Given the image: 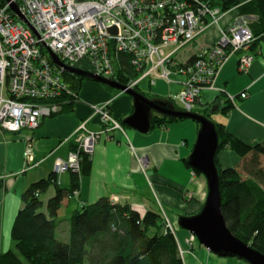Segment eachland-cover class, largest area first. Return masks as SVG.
Returning a JSON list of instances; mask_svg holds the SVG:
<instances>
[{
	"label": "built area",
	"instance_id": "1",
	"mask_svg": "<svg viewBox=\"0 0 264 264\" xmlns=\"http://www.w3.org/2000/svg\"><path fill=\"white\" fill-rule=\"evenodd\" d=\"M231 11H221L210 0H0V133L35 130L43 118L79 99L65 78V66L54 63L50 52L67 66L78 67L85 60L89 71L111 79L120 65L119 54L128 55L139 72V79L127 84L131 88L144 78L154 84L157 79L170 82L172 74H185L179 103L193 111L201 90L214 87L217 73L231 55L240 54L242 72L254 61L248 49L255 37L248 20L221 25ZM213 25L220 33L218 40L198 43ZM189 46L194 47L192 54ZM240 95L245 98L248 93ZM94 109L102 128L91 130L82 121L74 133L78 149L70 150L67 157L56 156V173L79 172L81 153L92 155L101 136L114 139L112 133L121 132L127 137L110 101ZM34 141V136L26 139L28 167L39 164ZM111 199L120 202L119 196ZM162 212L166 229L176 236L173 222ZM194 239L192 234L186 238L189 249L181 248L183 258Z\"/></svg>",
	"mask_w": 264,
	"mask_h": 264
},
{
	"label": "crops",
	"instance_id": "2",
	"mask_svg": "<svg viewBox=\"0 0 264 264\" xmlns=\"http://www.w3.org/2000/svg\"><path fill=\"white\" fill-rule=\"evenodd\" d=\"M234 11L237 9L221 19V25L240 20L237 18L238 11ZM245 17L251 20L257 18L256 15ZM204 34L201 43H214L220 36L215 25ZM256 53L247 72L239 70L240 54L231 55L217 73L214 87L201 90L195 107L197 109L199 106L198 112L202 113L207 107L206 103L220 95L216 110H211L212 115L216 114L214 121L225 123L231 133L252 145L264 143V41ZM182 75L185 81L187 76ZM171 78L170 82L157 79L154 84L150 83L149 78H144L149 81L148 93L173 99L184 81L179 80V74H172ZM244 91L248 93L247 97H236ZM78 93V100L62 112L43 118L37 129L0 133V255L15 245L11 231L18 211L23 206V192L31 183L54 172L56 156L67 157L72 150L74 133L82 121L87 120L91 130L102 128L101 118L95 113L94 105L110 101V110L116 118H125L134 110L131 95L107 84L84 80ZM229 96H234L233 107L223 113L220 111L221 106L227 104ZM125 128L127 137L121 132H114V139H107L106 136L99 138L92 155L91 173L82 175L77 192L63 199L57 216V238L65 221L67 227L60 238L65 242L69 240L70 217H66L85 203L95 202L103 196H119L120 203L130 204L142 213L151 209L164 211L175 226L181 248L189 249L186 238L190 232L180 227L179 220L199 213L208 193L206 178L199 173L193 175V168L188 162L200 129L199 124L192 119L176 121L166 128H151L146 133ZM29 136L35 137V161L39 163L32 168L27 166L24 157ZM250 156L251 153L242 157L229 148L217 153L221 167H239L241 170L244 161ZM261 161L264 166V154ZM73 174L72 170L58 173V183L62 187H69L73 182ZM55 191V187L51 186L47 190V200H42L47 202ZM63 212L65 215L61 217ZM192 246L190 251L185 252V264H248L237 257H220L196 238Z\"/></svg>",
	"mask_w": 264,
	"mask_h": 264
},
{
	"label": "trees",
	"instance_id": "3",
	"mask_svg": "<svg viewBox=\"0 0 264 264\" xmlns=\"http://www.w3.org/2000/svg\"><path fill=\"white\" fill-rule=\"evenodd\" d=\"M210 2L223 12L237 9L239 16H257L248 21L255 37L248 50L255 56L264 41V0ZM118 57L120 65L113 78L127 85L139 77V72L128 55L120 53ZM78 67L89 70L90 66L87 61L81 60ZM65 78L77 91L84 80H92L71 72H65ZM134 88L149 98L173 103L177 109L183 110L180 103L173 99L146 93L139 84ZM219 96L206 103L207 107L202 110L209 118L212 116V106L219 104ZM232 101L229 96L227 104L221 106L220 111L227 113L233 107ZM117 119L124 127H129L123 122L124 118ZM185 120L189 119L155 112L151 128H166L173 122ZM215 125L220 140L218 152L229 148L242 157L251 153L250 158L244 161L242 170L239 167H221L216 156L222 212L227 226L234 235L264 253V166L261 161L264 143L248 144L231 133L225 123L215 122ZM71 149H78L75 141H72ZM81 155V170L73 172V182L69 187H62L58 183L57 173L53 172L31 183L23 192V206L11 231L15 245L1 253L0 264H185L179 241L173 232L166 229L161 211L151 209L142 213L130 204L113 202L109 196L85 203L75 210L69 218V240L65 242L57 238V216L63 199L71 193L75 194L81 176L90 174L92 170V155L84 152ZM193 171L201 174L194 168ZM51 186L55 187V194L44 202L41 196Z\"/></svg>",
	"mask_w": 264,
	"mask_h": 264
},
{
	"label": "water",
	"instance_id": "4",
	"mask_svg": "<svg viewBox=\"0 0 264 264\" xmlns=\"http://www.w3.org/2000/svg\"><path fill=\"white\" fill-rule=\"evenodd\" d=\"M14 8L16 9V7ZM50 54L54 63L65 66L68 72L88 77L93 81L107 84L131 95L134 100V110L124 118L123 122L132 129L142 133L148 132L152 126L151 119L154 112L169 117L197 121L200 124V129L188 160L194 169L205 176L208 193L199 213L181 217L179 225L194 234L200 244L220 257H237L249 264H264V253L234 235L224 218L219 170L216 163L220 140L215 122L211 118L199 112L177 109L173 103L149 98L139 90L115 79L102 77L79 67L67 66L55 53L50 52ZM211 110H216L215 105Z\"/></svg>",
	"mask_w": 264,
	"mask_h": 264
},
{
	"label": "rangeland",
	"instance_id": "5",
	"mask_svg": "<svg viewBox=\"0 0 264 264\" xmlns=\"http://www.w3.org/2000/svg\"><path fill=\"white\" fill-rule=\"evenodd\" d=\"M235 10V9H234ZM233 11V10H232ZM238 11V10H237ZM237 11H234V13H236ZM229 13H231V12H229ZM237 18H239V19H241V21H242V19H246V20H251V18H249V17H243V16H238V14H237ZM206 34H204V35H202V36H200L199 37V39H198V43H201V41H203V37L205 36ZM187 50H188V52H189V54H192L193 52H194V47L193 46H189V47H187ZM138 79H139V77H138ZM179 80L180 81H184V75H182V74H179ZM184 86V85H183ZM140 88L143 90V91H145L146 93H148L149 92V89H150V85H149V81H148V79H143L141 82H140ZM183 87H181V89H182ZM180 89V90H181ZM118 90V89H117ZM180 90L178 91V94H175V95H173V100L175 101V102H179V93H180ZM198 109H199V106H197V109H194V111L195 112H198ZM96 113V112H95ZM96 114H98V113H96ZM99 115V114H98ZM100 116V115H99ZM211 119L214 121V120H216V114H213L212 115V117H211ZM86 121V123H87V120H85ZM81 124V123H80ZM199 126H200V124H199ZM11 133V132H10ZM34 154H35V152H34ZM35 167V166H34ZM29 168H32V167H29ZM204 178H205V176L203 175V174H201ZM48 193H49V191H48ZM47 197H48V194H47V191H46V193H43L42 194V199L44 200L45 199V201L47 200ZM207 197V196H206ZM206 200V199H205ZM65 215V212H63V213H61V217L62 216H64ZM70 217V215H68V217H66V219L67 218H69ZM61 219H65V218H61ZM67 227V222L65 223V221L63 222V224H62V231L60 232V233H58V236H59V238H60V236H63V230H65V228ZM61 239V238H60ZM61 240H63V239H61Z\"/></svg>",
	"mask_w": 264,
	"mask_h": 264
}]
</instances>
